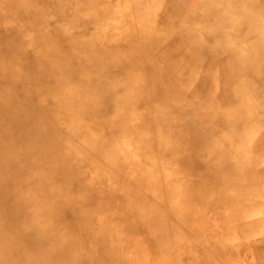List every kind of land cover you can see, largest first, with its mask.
<instances>
[{
    "label": "rangeland",
    "instance_id": "rangeland-1",
    "mask_svg": "<svg viewBox=\"0 0 264 264\" xmlns=\"http://www.w3.org/2000/svg\"><path fill=\"white\" fill-rule=\"evenodd\" d=\"M81 1L0 0V43L16 51L0 46V95L27 140L49 128L74 147L58 180L89 191L88 211L71 198L53 209L70 241L16 230L2 249L29 264H264V0ZM55 76L89 86L106 123L84 113L93 136L70 128L67 94L50 97ZM190 134L208 140L197 149Z\"/></svg>",
    "mask_w": 264,
    "mask_h": 264
},
{
    "label": "bare ground",
    "instance_id": "bare-ground-1",
    "mask_svg": "<svg viewBox=\"0 0 264 264\" xmlns=\"http://www.w3.org/2000/svg\"><path fill=\"white\" fill-rule=\"evenodd\" d=\"M95 1L100 2L104 0H82L81 2L84 5H93ZM130 30L132 33H135L136 31L139 32V29L135 26H131ZM142 31L144 30L142 29ZM47 42L52 41H49L48 38L45 42L42 40L43 45L47 44ZM76 45L77 44H73V42H68V46L70 48H74ZM0 46L3 49V56H16L15 47L12 43H8L3 40L0 43ZM49 54H51V52ZM62 56L60 57L63 58ZM50 63L51 62H48L47 60L38 62L39 69H37V71L47 69ZM69 63H72V61ZM51 71L52 68L48 69L47 73L50 74ZM54 75L50 74L49 76ZM45 76H47V74H45ZM56 78L58 77L55 76V78H46L50 81V84L54 85V88H50V92H48L50 97L55 95L64 97L67 94V97H69L68 101L70 103L68 106H75L73 112L71 113L72 116H79L78 119L81 120H77L76 123L70 122V128L77 134L84 133L86 136H93L94 130L90 128V126L84 127L83 130L80 129L81 125L83 126L84 124V113H90L92 115L90 123L93 121L94 125L97 126L103 125L104 123V120L101 121L98 116V108L93 102L95 96L89 92V86L86 87L85 84L82 90L81 88L77 90V84L73 85L72 82L64 81L60 77L59 78L61 80L57 82L58 79ZM71 78L73 80H77L79 76L74 75L71 76ZM67 83L72 84L73 88ZM108 92L109 96H118V94H115L112 91ZM81 102L84 103L85 106L83 111H80V114H78V106ZM48 116L50 118L53 116V118H56V121L59 122L62 115H60V112L56 110V112H52L51 114L49 113ZM24 117L25 115L17 111L15 105L10 106L8 101L2 99L0 95V201L6 202V207L0 214V244H4V240H6L10 247L16 246L17 239L14 236L16 230L18 232L20 230L33 234L36 232L42 233L45 236L44 238L50 237L56 240L60 239L62 242L70 241L71 239L68 240V238L64 235L65 233L63 234L69 223L64 217H60L57 212L53 211V209L57 206L60 199L65 200L71 198L72 202L81 200L79 206L74 205L73 207H79L84 211H88L87 206L84 204V198L89 192L88 185H81L78 190L79 193H77L78 195L71 196L69 191L66 190V186L58 180V176L62 172V166L67 165L66 171L73 173L71 168H69L71 163L70 160H72L69 154L74 147L68 143L60 145L55 133L49 128L46 130L42 129L35 131L34 136L27 140V136L25 134L26 130L24 129ZM100 134L99 138L102 137ZM206 140H208V137L205 134H203L201 138L197 134L194 136L190 134L188 137L189 143L194 144V146L196 145L195 147L197 149H199L200 145H203ZM177 142H179V140H177ZM65 144H68L69 146H64ZM22 163H25L24 165L26 169L21 171ZM29 172L38 174V178L34 181H28L26 175L29 176L27 174ZM43 172H45V175ZM252 175H255V173ZM33 204L38 205V211H33ZM23 212L25 215L21 214ZM6 215L9 218H12L10 219V222L5 221L7 218ZM93 215L94 214L91 211V218ZM63 219L65 220V223L63 222ZM87 221H89V219ZM38 245L40 247H44L46 245V239L42 240L41 243L39 242ZM3 251L4 256L0 261V264L31 263L32 259H28L23 253L14 257L11 250L6 247L3 250L0 245V254L3 253ZM44 253L45 249L41 252V254L44 255ZM39 258L41 257L39 256Z\"/></svg>",
    "mask_w": 264,
    "mask_h": 264
}]
</instances>
